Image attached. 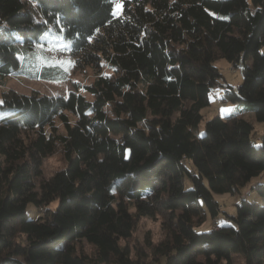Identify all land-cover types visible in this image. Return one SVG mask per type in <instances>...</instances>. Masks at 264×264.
I'll return each instance as SVG.
<instances>
[{"label": "trees", "instance_id": "1", "mask_svg": "<svg viewBox=\"0 0 264 264\" xmlns=\"http://www.w3.org/2000/svg\"><path fill=\"white\" fill-rule=\"evenodd\" d=\"M51 29L113 73L84 86L92 99L3 92L0 264H148L120 240L156 213L168 221L152 247L162 264H222L233 252L264 264V182L252 186L262 202H236L235 224L195 228L219 214L215 192L264 172V135L254 142L252 120L216 114L199 129L220 57L243 74L226 99L264 121V0H0L2 73L20 66V38L33 43ZM58 145L66 165L36 184ZM54 200L28 217V203L41 211ZM82 239L94 257L78 250Z\"/></svg>", "mask_w": 264, "mask_h": 264}, {"label": "rangeland", "instance_id": "2", "mask_svg": "<svg viewBox=\"0 0 264 264\" xmlns=\"http://www.w3.org/2000/svg\"><path fill=\"white\" fill-rule=\"evenodd\" d=\"M66 48L61 50L62 46ZM17 55L20 60V66L14 68L6 74L2 73L3 66L0 60V100L4 101L3 92L15 90L20 93L30 94L39 92L50 95L67 96L71 91L78 90L86 97L92 99L93 96L85 85L91 84L100 75H109L113 73V68L108 61L100 57L98 62H91L86 59L85 55L73 54L70 49V41L61 33L51 29L46 30L38 40L33 43L20 38L16 42ZM99 56L101 55L98 53ZM74 62L75 66L67 63ZM61 62L63 66H61ZM214 64L219 68L222 76L218 77L217 83L210 92V104L202 107L203 118L200 122V132H204L205 122L207 119L216 114L225 117L228 114L235 113L253 121L254 130L252 138L256 144H261L264 135V121L256 119L254 112L251 111L246 103L233 102L226 99V89L237 90L238 85L243 80L242 68L235 66L225 57L214 60ZM47 74V75H46ZM221 109L230 111L222 112ZM9 111L8 108H0V117ZM72 121L75 116L69 114ZM59 130H63V124L57 121ZM67 160L64 155L62 145H58L53 153L45 157L42 165V176L36 179L39 184L42 179L51 177L57 170L64 167ZM257 182H264V172L254 176L246 184L240 186V189L234 193L230 191L215 192L216 199L220 202L221 209L216 217L206 216L201 224H196L198 230H208L218 224H235V221L229 215L235 214L236 202L246 197L249 200L262 202V197L252 186ZM186 187L191 186V182L186 180ZM57 200L43 206L41 211L38 210L34 203L30 202L27 206L28 217H37L42 214L45 207L54 208ZM132 212H136L134 206L130 207ZM167 218L162 213H156L151 216H141L136 220L135 228L132 235L127 239H121L122 245H127L131 249V255L135 257L138 252L148 264H162V256L155 254L153 245L159 244L166 238L168 228ZM80 252L90 257L96 255V248L86 239L77 242ZM246 257L241 252H233L230 262L223 261L222 264H245Z\"/></svg>", "mask_w": 264, "mask_h": 264}, {"label": "snow or ice", "instance_id": "3", "mask_svg": "<svg viewBox=\"0 0 264 264\" xmlns=\"http://www.w3.org/2000/svg\"><path fill=\"white\" fill-rule=\"evenodd\" d=\"M115 7H116L117 10H120L122 8V3H117L115 5ZM66 47H67L66 45L62 46L61 50H63V48H66ZM63 63L64 62H61V66H63ZM67 63H69L72 66H75L74 65V62H72V61H68ZM0 104H3V101L2 100H0ZM221 111L222 112H225V111H230V110L229 109H221Z\"/></svg>", "mask_w": 264, "mask_h": 264}]
</instances>
